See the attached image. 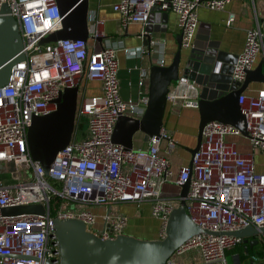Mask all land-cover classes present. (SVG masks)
<instances>
[{"label": "built area", "instance_id": "1", "mask_svg": "<svg viewBox=\"0 0 264 264\" xmlns=\"http://www.w3.org/2000/svg\"><path fill=\"white\" fill-rule=\"evenodd\" d=\"M229 1L117 0L112 8L124 26L146 24L155 8L175 13L181 46L189 49L199 25L197 9L222 10ZM3 4L18 22L24 58L12 66L8 82L0 86V264H44L52 258L57 263L54 219H80L87 230L103 239L124 234L129 217L111 210L116 202L149 201L150 215L159 221L162 238L169 214L179 204V193L169 198L164 186L173 183L180 188L186 182L185 209L207 232L187 238L165 264H180L178 260L188 252L198 257L193 264H252L263 260L255 255L242 259L233 253L229 263L227 251L242 240L232 232L250 225L264 227V173L255 169L254 162L255 153H264V88L254 95L242 92L238 98L246 136L231 124L207 122L190 164L180 166L175 174L168 155L176 141L164 127L150 136L144 147L126 149L113 141L117 119L140 118L147 97L133 101L120 96L116 49L98 42L104 36V20L95 9L88 10L86 41L66 38L39 44L41 38L62 27L57 1L0 0V10ZM234 19L235 14L229 12L226 25ZM261 55L264 57V27L256 18L246 30L232 80L242 82ZM159 62L165 65L163 58ZM88 81L98 82L100 92L80 96ZM72 87L79 88L76 123L85 120L86 131L77 133L75 126L69 144L58 151L45 173L29 155L27 129L34 116L54 111L60 93ZM166 101L173 111L197 109L199 90L179 75L169 85ZM28 204H42L46 211L3 213L6 207ZM259 236L264 244V233Z\"/></svg>", "mask_w": 264, "mask_h": 264}, {"label": "water", "instance_id": "2", "mask_svg": "<svg viewBox=\"0 0 264 264\" xmlns=\"http://www.w3.org/2000/svg\"><path fill=\"white\" fill-rule=\"evenodd\" d=\"M62 16V27L40 39L39 44L59 39L81 38L87 40L89 0H56ZM168 12L155 8L143 28V43L150 44L152 34L167 25ZM163 27V28H164ZM102 44V38H98ZM177 51L168 65H153L149 72V91L145 111L140 118L120 116L113 131V141L126 149L133 147V135L140 131L147 140L157 135L163 127L166 95L172 81L179 75L192 81L199 90V124L196 145L190 149L193 155L201 141L203 126L211 120H219L238 128L247 135L246 120L238 98L250 82H264L263 61L246 72L242 82L232 80L231 73L237 55L220 49V43L212 39L208 24L200 23L191 48L183 50L181 34L176 37ZM24 58L23 40L17 20L9 14L5 4L0 10V86L10 78L11 68ZM79 88H65L55 100L56 109L47 115L34 116L27 129V148L32 160L38 161L45 173L58 151L69 144L76 126V106ZM190 164V163H189ZM189 183L180 187L179 204L169 214L165 236L156 239L138 238L119 234L103 239L87 230L80 219H54L52 234L58 242L59 260H46L44 264H165L174 251L190 236L207 232L189 217L186 197ZM42 204L6 207V215L44 214ZM264 227L247 226L232 234L242 237L245 248L253 247ZM252 264H264L263 260Z\"/></svg>", "mask_w": 264, "mask_h": 264}, {"label": "crops", "instance_id": "3", "mask_svg": "<svg viewBox=\"0 0 264 264\" xmlns=\"http://www.w3.org/2000/svg\"><path fill=\"white\" fill-rule=\"evenodd\" d=\"M116 1L89 0V9H95L97 15L104 20L102 44L99 40L98 42L103 46L109 44L116 49L120 96L125 100L137 101L141 96H148L150 68L159 64L161 58L164 59L165 65L172 61L177 51L176 37L180 30L176 14L168 12L167 25L165 27L161 26L160 31L152 34L154 44L145 45L142 37L144 25L136 22L122 25L119 14L112 8ZM229 12L235 14V19L230 26H227L225 21ZM197 15L199 24H208L210 36L220 43L221 50L238 55L243 49L246 30L255 23L256 18L264 27V0H230L222 10L199 7ZM141 50L144 51L140 52ZM260 61H263L262 71L264 74V57L262 55L258 58L254 67ZM262 88H264V82H250L244 93L254 95ZM98 92H100V84L88 81L80 89V96H89ZM199 118L198 108L182 107L173 111L168 105L166 106L163 127L171 133L176 141V146L168 155L171 168L175 174L180 166L190 163L192 157L190 149L196 145ZM84 131H86V125L83 133ZM145 144L144 134L137 131L133 135L132 148L144 147ZM164 148L165 142L163 141L161 149ZM254 162L255 169L264 173L263 152L254 154ZM179 192L180 188L173 183L164 186V193L169 198L174 197ZM111 210L129 217L124 234L146 239L160 238L159 221L156 219L157 223L153 221L154 224L150 225L143 220L144 214L150 215L149 201L116 202L112 204ZM249 240L254 241L255 239ZM258 251L264 258V250ZM197 258L194 252H188L178 262L180 264H193Z\"/></svg>", "mask_w": 264, "mask_h": 264}, {"label": "rangeland", "instance_id": "4", "mask_svg": "<svg viewBox=\"0 0 264 264\" xmlns=\"http://www.w3.org/2000/svg\"><path fill=\"white\" fill-rule=\"evenodd\" d=\"M85 128V120H79L77 123H76V132L77 133H83V130ZM246 150V149H245ZM22 178H26V175H22ZM152 216H150L149 214H144L143 215V220L145 221V223L147 224H150V225H153V221H156L157 223V220L154 219ZM146 239V238H144ZM258 250H264V245L262 243V241L260 240V236L258 237V243L255 245V251H258ZM232 255L233 254H227V259L229 261V263H232Z\"/></svg>", "mask_w": 264, "mask_h": 264}, {"label": "trees", "instance_id": "5", "mask_svg": "<svg viewBox=\"0 0 264 264\" xmlns=\"http://www.w3.org/2000/svg\"><path fill=\"white\" fill-rule=\"evenodd\" d=\"M52 214V211H51ZM258 253L255 252V245L253 247H250L249 245L247 246V248H245L244 246L241 247H233L232 249L227 251V254H233V253H237L239 254V256L242 259H246L249 255H255L258 256L261 259H264L261 255V253L259 251H257Z\"/></svg>", "mask_w": 264, "mask_h": 264}, {"label": "flooded vegetation", "instance_id": "6", "mask_svg": "<svg viewBox=\"0 0 264 264\" xmlns=\"http://www.w3.org/2000/svg\"><path fill=\"white\" fill-rule=\"evenodd\" d=\"M236 246L237 247L245 246V243L243 242V239L239 243H237Z\"/></svg>", "mask_w": 264, "mask_h": 264}]
</instances>
